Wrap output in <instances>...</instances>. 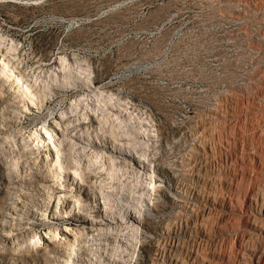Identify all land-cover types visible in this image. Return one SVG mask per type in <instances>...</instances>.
<instances>
[{"label": "rangeland", "instance_id": "1", "mask_svg": "<svg viewBox=\"0 0 264 264\" xmlns=\"http://www.w3.org/2000/svg\"><path fill=\"white\" fill-rule=\"evenodd\" d=\"M54 83L86 90L56 95ZM69 104L77 116L85 109L98 114L87 126L98 145V121L109 113L108 135L142 143L133 154L145 166L111 141L102 142L110 151L85 140L63 153L54 115L67 113ZM210 111L218 114L211 123ZM198 141L206 150L191 156ZM86 147L98 151L97 160ZM249 153L264 161V0H0V264H96L99 257L102 264H145L147 242L160 264L176 257L241 264L248 249L263 244L257 231L264 215L249 211L248 194L264 185V163ZM69 157L80 173L63 167L60 176L59 162ZM140 177L149 191L127 186ZM176 179H214V186L203 188L205 200L183 193ZM37 184L50 188L39 191ZM23 191L33 200L21 201ZM96 212L118 235L106 245L78 220L100 217ZM157 222L170 230L148 228Z\"/></svg>", "mask_w": 264, "mask_h": 264}, {"label": "bare ground", "instance_id": "2", "mask_svg": "<svg viewBox=\"0 0 264 264\" xmlns=\"http://www.w3.org/2000/svg\"><path fill=\"white\" fill-rule=\"evenodd\" d=\"M54 84H57V83H54ZM53 88H55V93H57L56 95H59V93H69L70 95H75V94H78L79 93V91H82V89H85L86 90V88H85V86L84 85H82V84H80V83H77V85L76 86H74V85H70V84H67L66 86H64V85H62V84H57V86L56 85H54L53 86ZM63 95V94H62ZM50 100H46L45 101V104H47L48 102H49ZM95 101V100H94ZM69 109L68 110H66L67 111V113H63V114H56L55 113V117H58L59 118V124H60V126L61 127H58L57 128V133H55V134H57V139L59 140L60 139V142H64V146L62 147V152L64 153L66 150H67V155L68 154H70L71 153V151H73L74 149L72 148L73 146H74V148L78 145L77 143H79V142H84L85 140H87L88 141V143L91 145V146H93V147H97L98 149H101L100 147H102V148H105L107 151H110V150H112V149H110L109 148V146L107 145H105L107 142H115V143H117V144H119L120 145V147H123V148H125V147H128V148H130V150L129 149H125L126 151H124V149H120V148H118L117 146L115 147V151H118L119 153H121V155H126L127 157H129L131 160H133V163L134 164H138V165H142L143 167L145 166V163L142 161V160H139L138 158H136V156L133 154V150L134 149H136L137 147H138V145L139 146H142V143H139L138 145L135 143L136 141L132 138V141H130V142H125V143H122L121 142V140H124V138H126V137H131V136H125V134H121V135H112L111 137L108 135V131H106V122H107V120H111V119H113L112 117H111V115L109 114V113H107L106 112V115H103V119L102 120H99L98 121V123L99 124H101V126L102 127H100V129H102V131L100 132V133H102L103 134V137H102V139H100L99 140V142H100V144L98 145L97 143H96V141H90V139H89V135H90V133L88 132V130H87V126L89 127L90 125H93V123L94 122H96L97 120H98V114H96V116H95V114H94V112H89L87 109H85V111H87V113H85V115H82V116H77L78 114H77V112L75 111L76 109L74 108V104H69ZM112 107V106H111ZM113 108V107H112ZM89 113V114H88ZM74 114H75V118L73 117L74 116ZM87 114V115H86ZM218 117V114H217V111H210V114L208 115V119L210 120V123H211V120L213 121L214 119H216ZM48 121H50V120H48ZM207 122V121H206ZM205 122V123H206ZM209 122V121H208ZM50 123V122H49ZM226 123V122H225ZM202 124V123H201ZM205 125H207V124H205ZM205 125H202V126H204L203 128L205 129L206 128V126ZM210 125V124H209ZM96 128V127H95ZM110 129V127H107V130H109ZM205 130H207V129H205ZM98 131V130H97ZM133 132H135V135H141V131H139L138 129H135V130H132ZM111 132H115L114 131V129H112L111 131H109V133H111ZM113 138H117L118 140H114ZM201 140V139H200ZM102 142H106V143H102ZM128 143H131V144H128ZM203 143H201V141L199 142H194L193 144H192V149H191V153H190V155L192 156L193 154H199V153H201V152H205V147L202 145ZM121 145H123V146H121ZM137 146V147H136ZM143 147V146H142ZM58 148V147H57ZM60 149V151H61V148H59ZM86 151H85V153L87 154V155H92V152H98L97 150L95 151V150H90L89 148H87L86 147ZM242 150V149H241ZM79 153L81 152H84V150L83 149H80L79 151H78ZM67 155H64L63 157H67ZM189 155V156H190ZM93 156V158H94V160H97L96 158L97 157H99V155L98 154H95V155H92ZM205 156H206V154H205ZM201 157V156H200ZM234 157H235V154H234ZM241 157V156H240ZM248 157L249 158H251V159H253L254 161H256L257 163H259V164H261V165H263V163H264V161H263V159H262V157H260V156H256V155H253V154H248ZM70 159H68V160H66L67 162H66V164L65 165H62V163H60L59 162V164H61L59 167L61 168V169H63V167H64V169H65V167L66 168H68V170L67 171H69L70 170V168H72V169H77L76 171H75V173L76 172H79L80 173V171H79V167H76L75 166V164L71 161V157H69ZM191 159V158H190ZM241 159V158H240ZM60 160V159H59ZM100 160H102V162H107L108 163V157L107 156H105V154H103L101 157H100ZM233 160V159H232ZM35 161H36V159L33 161L34 163H35ZM236 161V160H235ZM121 162H124V160H122ZM238 165H240L239 163H237V166ZM237 166H233V168L235 167H237ZM57 167V166H56ZM241 167V166H240ZM59 169V168H58ZM60 169V170H61ZM64 169L62 170V171H60V170H57V174L58 173H60V176H63L64 174H66V172H64ZM249 170V169H248ZM83 171V174H81V176H84L85 177V179L87 178V179H89L90 177H91V175H92V173L91 172H88L86 169H83L82 170ZM64 172V173H63ZM84 172H85V174H84ZM30 174H29V176L31 177V178H34V177H42L43 179L42 180H45V178H44V175L43 174H41V173H32V172H29ZM70 173V172H69ZM234 173H235V171H234ZM251 173V172H250ZM241 174V173H240ZM247 174V173H246ZM254 174V173H253ZM237 175V174H236ZM261 175H263L262 173H261ZM46 176V175H45ZM139 176H141V175H139ZM208 176V175H207ZM253 176V175H252ZM206 177V176H205ZM212 177H213V175H212ZM214 177H215V175H214ZM236 177V176H235ZM238 177V176H237ZM237 177H236V179H237ZM204 178V177H203ZM208 178H210V176H208ZM251 178V181H252V177H250ZM258 177L256 176V179H257ZM212 179V178H211ZM216 180V179H215ZM219 180H220V178H219ZM230 180H232V179H229V181ZM258 180V179H257ZM256 180V181H257ZM16 181H19L18 179H16ZM183 181V180H182ZM213 181H214V179H213ZM212 180H208L207 179V181L205 180V181H203L202 183H200V184H198V185H187V184H185V183H182V182H180V180L178 181V179H176L175 180V185L177 186V187H179V188H181L182 189V191H183V193H185V194H190V195H192V196H202L205 200L207 199V198H205L204 196H203V194L202 193H204L203 192V188H205V186H208V187H210L211 185L212 186H214V182H213ZM227 182V181H226ZM236 182V181H235ZM247 182H248V180H247ZM250 182V181H249ZM252 182H254V181H252ZM16 182H13L12 183V185H11V187H13V188H16ZM42 184V183H41ZM44 184V183H43ZM61 184H64V183H61ZM66 184V183H65ZM230 184H231V182H230ZM253 184V183H252ZM90 186H92V184L90 183L89 184ZM101 185H103L102 183L99 185V189L101 190V189H105L104 187H102ZM132 185H136L137 187H143V188H145V189H147L148 191L150 190V188L149 187H145L144 185H143V179H142V177H140V180L138 181V180H136V182L135 183H130V184H128L127 186L128 187H131ZM251 185V183L250 184H248V186L247 187H249ZM221 186H222V184H221ZM227 186V185H226ZM233 188H236V187H234L235 185H231ZM49 186L48 185H45V187L44 188H42L41 187V185H39V184H37V189L39 190V191H41L40 189H43V191H45V189L46 188H48ZM78 187L79 188H81V186L80 185H78ZM12 188V189H13ZM36 188V187H35ZM50 188V187H49ZM215 188H217V187H215ZM221 188V187H220ZM110 190V189H109ZM156 190H158V189H156ZM68 191V190H67ZM111 191H114V190H111ZM181 191V192H182ZM205 191H206V189H205ZM212 191V190H211ZM215 191V190H214ZM217 191V190H216ZM247 191V190H246ZM16 192V191H15ZM84 192L85 193H88V192H90V189L89 190H87V189H85L84 188ZM115 192H119V189L117 188L116 189V191ZM207 192H208V189H207ZM219 192H220V190H219ZM218 192V193H219ZM212 193V192H211ZM209 194V193H208ZM216 195H217V193H215ZM247 194V193H246ZM236 195V194H235ZM20 199H21V201H23V202H27L28 200H33L30 196H35L34 195V193H32V192H30V191H28V192H21V194H20ZM125 196L127 197V198H129V197H133V196H131L129 193H125ZM234 196V195H233ZM15 199H19V198H15ZM214 199H215V197H214ZM214 199H213V201H214ZM17 200H14V203H12L13 205H12V207H11V209L13 210V212H16L19 208H17V206H16V204H18L16 201ZM77 200V199H76ZM234 200V199H233ZM232 200V198H231V196H230V199H229V201H227V203L229 204V206L231 207V208H234L235 207V205H236V202H234ZM117 202H119L118 200H117ZM223 202V201H222ZM240 202V201H239ZM123 202H120L119 204H122ZM214 203H216V200L214 201ZM157 204H158V202L157 201H153V204H152V207L155 209V210H158V208H157ZM115 206H117V203H116V205ZM209 208V207H208ZM240 208H241V206H240ZM212 209V208H211ZM248 209H249V211L250 212H252L253 214H263L264 215V185H257V186H254V185H252V186H250V188H249V194H248ZM21 210V209H20ZM218 210V209H217ZM242 210V209H241ZM19 211V210H18ZM212 211V210H211ZM214 211H216L215 209H214ZM112 212V211H111ZM208 213V212H207ZM206 213V214H207ZM19 214H22L23 216H27V213L26 212H21V213H19ZM96 214H98V216L100 215L98 212H96ZM109 214L110 215H112V214H114L113 212L112 213H110L109 212ZM129 215H132V212L130 213L129 212ZM114 216V215H113ZM133 216H135L134 217V220L135 221H141V216L140 215H133ZM249 217H251L250 215H248ZM256 216V215H255ZM254 219H255V217H254ZM74 220H76V218H74ZM78 220L79 221H87V225L83 228V229H85V231H86V233H89V231L90 230H96L95 231V233H94V235H95V237H96V239H98V240H100V239H105L104 241H102V242H98V243H105V245L108 243L107 242V240L108 239H112V238H115V239H117V237H118V235H117V232H116V230L113 228V226H111V228L108 226V227H104V225L105 224H107L108 222H110L111 220H110V218H108L107 216H104V215H100V217H97V218H88V217H86V216H79V218H78ZM255 220H257V219H255ZM259 220V219H258ZM257 220V221H258ZM77 221V220H76ZM113 221V220H112ZM13 226V225H12ZM14 227V226H13ZM10 228V227H9ZM148 228H150V229H152L153 231H155V232H163V231H169L170 229L168 228V227H166L165 225H163L162 223H160V222H157V223H155V224H152V225H148ZM10 232H12V231H10ZM91 232V231H90ZM259 234H260V239H262V241H263V244L260 246V247H255V248H250V249H248L247 250V252H246V254L244 255V257H243V262L241 263V264H264V228H262L261 226H259L258 227V231H257ZM255 234V233H254ZM258 235V234H257ZM251 236H252V234H251ZM259 236V235H258ZM254 237V236H253ZM237 241V240H236ZM254 241V240H253ZM256 241V240H255ZM234 242H235V240H234ZM260 242H261V240H260ZM259 242V243H260ZM94 243H96V242H94ZM142 244V243H141ZM28 245V244H27ZM29 246L30 247H32V248H34V246L32 245V244H29ZM143 249H144V251H145V253H146V255H145V260H144V262H145V264H160L158 261H157V259H158V257L157 256H154L153 254H156L157 252H158V250H157V252L156 251H154V249H155V246L152 244V243H146V244H143ZM254 247V246H253ZM72 248V247H71ZM100 249H101V254L100 255H105L107 258H109L110 259V257H111V253H108V251H105V250H103V247H100ZM243 250V249H242ZM161 254V253H160ZM165 254V253H164ZM157 258V259H156ZM99 259H100V257H99ZM97 260L96 261V264L97 263H99V264H102L103 262H101L102 260ZM113 260H118L117 258H115V257H113L112 258ZM174 260H173V264H186L184 261H180L181 259H179V258H173ZM161 260H162V258H161ZM241 260V259H240ZM211 264V263H210Z\"/></svg>", "mask_w": 264, "mask_h": 264}]
</instances>
